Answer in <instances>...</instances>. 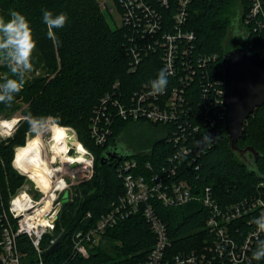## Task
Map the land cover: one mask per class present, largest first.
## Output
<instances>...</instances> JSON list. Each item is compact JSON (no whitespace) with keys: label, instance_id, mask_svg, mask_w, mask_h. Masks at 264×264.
I'll list each match as a JSON object with an SVG mask.
<instances>
[{"label":"trees","instance_id":"trees-1","mask_svg":"<svg viewBox=\"0 0 264 264\" xmlns=\"http://www.w3.org/2000/svg\"><path fill=\"white\" fill-rule=\"evenodd\" d=\"M237 2L238 0H192L190 6L187 27L196 35L193 57L217 56V61L210 64L211 75L215 77L213 81L221 79L222 75L219 76L216 69L223 65L224 54L236 48L229 40L233 26L230 12ZM240 2L243 5L241 21L246 44L250 37V29L245 24L248 6L245 0ZM175 3L172 1L169 13H162L168 24H171V13L175 12ZM44 9L54 14L64 12L69 17L63 29L55 30L59 44L47 37V28L42 20ZM11 10L21 12L30 21L37 40L33 63L37 67L42 66L44 74L27 81L11 107L0 104V116L12 117L22 108L24 116L29 112L37 116L59 115L63 124L75 129L79 143L95 159L93 178L70 190L72 201L63 205L55 231L46 234L42 241V248L47 251L52 247L53 240L58 237L60 240L62 235H66L62 245L54 253L43 256L44 264L143 262L154 246L156 236L142 213L107 229L99 245L90 250L89 258L75 253L74 239L78 233L93 228L123 196V178L118 172L121 161L137 159L141 167L135 174L147 175L149 172L143 167L144 163L151 162L155 166L153 170L159 171L161 166L170 164L169 158L173 157L178 148L169 137H165L157 140L150 153L145 156L121 151L117 154L121 157L119 162L114 160L102 163L106 152L114 153L119 150V136L132 122L113 119L112 135L104 146L96 145L91 136L93 119L98 108L104 105L103 100L110 97L126 101L141 91L162 69V50L148 54L142 52L136 70L130 71L134 61L131 54V47L134 46L132 40L137 44L142 37L123 26L113 29L98 0H0V15L8 18ZM251 52L264 54V39L256 41ZM0 69L5 74L8 72L7 68ZM176 80L169 77V86L174 85ZM200 84L198 82L199 87L192 95L195 100L200 98ZM183 119L198 123L201 127L206 121L201 116L194 118L193 115ZM221 124L220 134L212 137L210 145L205 142L200 145V155L193 153L194 166H183L180 177L189 179L197 188L211 187L214 196L223 205L253 197L264 199V179H261L264 178V105L248 119L245 124L246 139L238 142L240 150L252 148L260 154L255 166L252 153L246 155L245 161L231 147L223 123ZM150 125L163 127L160 124ZM27 129V123L23 122L11 138L0 142V191L5 200L10 193H16L26 180L25 176L14 169L12 161L15 149L26 145ZM191 139L188 144L193 143ZM197 140L201 144L199 137ZM155 207L168 227L175 251L192 250L207 237L204 225L208 212L198 204L167 208L161 203H155ZM17 245L24 255L23 264H39L36 250L28 236H19ZM254 264H264V260L254 261Z\"/></svg>","mask_w":264,"mask_h":264},{"label":"built area","instance_id":"built-area-1","mask_svg":"<svg viewBox=\"0 0 264 264\" xmlns=\"http://www.w3.org/2000/svg\"><path fill=\"white\" fill-rule=\"evenodd\" d=\"M172 1L176 2V9L171 13V24H168L162 13H169ZM245 2L248 6L245 24L250 29V37L245 47L251 50L256 41L264 39V0ZM114 3L116 7L109 6L106 1L100 5L110 16L117 11L121 18L120 26L142 37L137 44L132 40L134 46L131 47V54L134 61L130 71L136 70L142 52L148 54L161 49L162 68L170 73L169 77L177 80L159 96L148 95L149 89L145 85L126 101L105 98L104 105L98 108L93 119L91 136L96 145L104 146L112 135L113 119L120 118L132 123L162 125L167 129L166 137L178 145V148L173 157L169 158L170 164L161 166L159 171L153 170L155 166L151 162L144 163L143 167L149 172L147 175L135 174L141 167L135 158L119 163L118 172L123 178L125 192L118 202L114 203L111 211L103 215L93 228L78 233L74 239L75 253L89 258L90 250L99 245L107 229L142 213L151 225L156 242L147 258L139 264H254L251 254L256 243L253 235L256 228L249 221L264 210V199L253 197L223 205L214 196L211 187L197 188L189 179L180 177L183 166H194L193 153L200 155L199 148L204 143L203 138L220 134L221 123L225 131L226 86L223 65L216 69V73L222 75H219L221 79L213 81L215 77L211 75L210 64L217 61V56L193 57L196 35L187 27L192 0H114ZM198 82H201L202 91L198 92L200 98L195 100L192 95L199 87ZM191 115L194 118L201 116L206 120L203 127L183 119ZM5 120L0 121V138L6 135L4 138L9 139L18 129V124L16 122L12 128L6 129L2 127ZM198 137L201 144L197 140ZM189 139L192 144H188ZM85 151L87 164L55 168L56 176L62 177L69 187L80 183L77 177L82 171H86L88 180L93 176L95 159L86 148ZM150 151L140 155L145 156ZM14 169L19 174L31 178L28 173L23 174L22 169ZM66 173L71 176V182L64 178ZM23 187L14 194L10 193L7 200L0 191V264H23L24 255L17 245V239L21 235L31 239L37 253V263L44 264L43 254L46 250L42 248V241L46 234L53 233L56 229L64 205L62 196L66 190L69 191V202L72 201L69 187L63 192L55 191L51 187L44 191L41 187V197L38 200ZM13 200L16 201L15 204L10 203ZM47 201L51 202L49 210L41 215L38 210L42 209ZM155 203H161L167 208L196 203L205 209L208 212L204 225L207 237L202 240L201 245L189 251H175L174 241L167 225L157 214ZM226 240H231L235 246L225 243ZM58 241L59 237L52 241V246Z\"/></svg>","mask_w":264,"mask_h":264},{"label":"clouds","instance_id":"clouds-1","mask_svg":"<svg viewBox=\"0 0 264 264\" xmlns=\"http://www.w3.org/2000/svg\"><path fill=\"white\" fill-rule=\"evenodd\" d=\"M42 20L47 28V37L59 44L55 30L63 29L67 25L69 21L67 13L54 14L44 9ZM36 48L37 40L33 28L25 15L16 10H11L8 18L0 15V65L8 70L6 74L0 76V104L11 107L18 94L23 91L28 76L35 70L33 57ZM169 75L166 69H160L156 77L148 81L147 94L150 96L164 94L169 86ZM22 119L28 125L27 133L31 136V143L17 149V156L12 164L14 168L18 167L22 169L23 174H27L31 170L32 160L39 155L38 146L48 144L51 148L59 138L67 137L74 129L63 124L59 115L37 116L29 112ZM203 142L210 145L212 137L205 136ZM47 176L49 187L55 191L63 192L69 187L62 177L56 176L55 169H49ZM10 203L15 204L16 201ZM249 223L256 228L253 233L256 244L252 250L251 261L264 260V210L252 217ZM225 243L235 246L231 240H226Z\"/></svg>","mask_w":264,"mask_h":264},{"label":"water","instance_id":"water-1","mask_svg":"<svg viewBox=\"0 0 264 264\" xmlns=\"http://www.w3.org/2000/svg\"><path fill=\"white\" fill-rule=\"evenodd\" d=\"M223 70L226 86L224 95L225 135L231 147L238 151L240 158L246 161V155L252 153L255 166L260 154L252 148L240 150L238 142L246 139L245 124L248 119L264 105V54L251 52L247 47L231 49L224 54ZM121 151L124 150L119 148L114 153L106 152L102 157V163L114 160L119 162L121 157L117 154ZM256 172L258 173L257 170ZM62 203H69L68 190L63 193ZM65 238L66 235H62L60 240L43 255L54 253Z\"/></svg>","mask_w":264,"mask_h":264},{"label":"rangeland","instance_id":"rangeland-1","mask_svg":"<svg viewBox=\"0 0 264 264\" xmlns=\"http://www.w3.org/2000/svg\"><path fill=\"white\" fill-rule=\"evenodd\" d=\"M98 1L100 3L106 1L109 6L116 7L114 0H98ZM230 13H231V20H232L233 26H232V32H231L229 43L236 45V48L237 47H245L246 44H245L244 40H245L246 34H245V31H243V24L241 21L242 15H243V5L241 4L240 0H238L237 4H235L232 7ZM104 15H105L106 19L108 20L110 26L113 29H116L117 27H119L121 25V18H120L119 13H117V11L111 16L109 15L108 12H104ZM0 67L6 68L3 65H0ZM34 69H35L34 72L31 73L27 78V81H29V82L32 81L34 78L40 77L44 74L42 66H39V67L34 66ZM4 74H5L4 70L0 69V76H3ZM22 111H23V108L20 109L19 111H17L16 113H14L12 117H9L10 119L16 120V122L18 124V129L21 126V124L24 122L22 119L24 117V115L22 114ZM5 119H6V117L0 116V121L5 120ZM71 129H73V128H71ZM70 134L75 135L77 138V134H76L75 129H74V132H70ZM166 135H167V129L165 127H158L157 128V127H154V126L147 124V123L134 122V123H130L124 129V131L121 133V135L119 136L118 145H119V148L121 150H124L128 154L146 153L149 150H151L153 144L157 140L165 138ZM4 137L1 136L0 142H6L8 140V139H5ZM77 142H78V145L71 146L69 148L67 156H64V157H62V155L60 154L58 147H57L56 155L58 156V158L55 160V162L53 161V157L55 155L52 153L53 152L52 147L49 148L48 144L38 146V149H41V152L44 155L47 163L49 162L48 163V170L51 169L50 166L55 169V168L64 167V165H63L64 163L66 166L68 164L72 163L73 157H77L79 154L78 153L80 150L79 146L82 145L81 143H79L78 138H77ZM27 143L28 144L31 143V136L28 133L26 135V145H27ZM72 147H76V149H73L71 151ZM80 147H82V146H80ZM17 148H19V147H17ZM70 151H71V153H70ZM80 167H83V166H80ZM61 172H64V171L61 170ZM94 173H95V171H94ZM94 173H93V176H94ZM67 174L68 173L65 174L64 178L68 182H71V176L67 175ZM93 176H92V178H93ZM91 179L88 180L86 171H82L79 174V176L77 177V181H79L80 183L75 185V186L69 187V189L73 190L75 187L81 185L82 183H84L86 181H90ZM37 184L38 183H37V180L35 178L26 177L25 183L23 185L24 187L22 186L23 189H26L29 192V194L36 200H38L41 197V189H40L41 186H40V184H38L39 186L37 187Z\"/></svg>","mask_w":264,"mask_h":264},{"label":"bare ground","instance_id":"bare-ground-1","mask_svg":"<svg viewBox=\"0 0 264 264\" xmlns=\"http://www.w3.org/2000/svg\"><path fill=\"white\" fill-rule=\"evenodd\" d=\"M15 123H16V120H14V121L5 120L2 123V127L6 128V129H9V128H12L13 125H15ZM75 145H78L77 138H76L75 135H72V134L69 133V135L67 137L59 138L57 143L52 146V148H53V152L52 153L55 155L53 157V161L55 162V160L58 158V156L56 155L57 147H58V150H59L60 154L62 155V157H64V156H67L69 148L71 146H75ZM80 146H82V145H80ZM80 146H79L80 150L78 152L79 154L77 153L78 156L77 157H73V162L68 164L67 166L64 163L63 164L64 167H78V165L87 164L88 163L87 162L88 160L86 159L85 148L83 146H82L83 148L80 147ZM73 149H76V147H72L71 151ZM37 150L39 152V155L35 159L32 160V162H31V170H30V172L28 174L31 177L35 178L37 180V182L41 185L42 189L44 191H46V190H48L50 188L49 187V179H48V176H47V173L49 171L48 170V163L49 162L47 163L44 155L41 152V149H37ZM71 151H70V153H71ZM50 168H51V166H50ZM50 205H51V202L47 201L45 206L42 209L38 210V213H40L41 215L44 214L46 211L49 210Z\"/></svg>","mask_w":264,"mask_h":264}]
</instances>
